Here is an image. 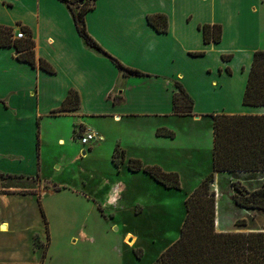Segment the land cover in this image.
Returning a JSON list of instances; mask_svg holds the SVG:
<instances>
[{
	"label": "crops",
	"instance_id": "0c3cea01",
	"mask_svg": "<svg viewBox=\"0 0 264 264\" xmlns=\"http://www.w3.org/2000/svg\"><path fill=\"white\" fill-rule=\"evenodd\" d=\"M93 4L85 14L88 33L142 74L124 75L110 57L87 45L66 2L0 0V25L13 28L15 38L16 30L29 28L37 59L55 69L33 66L18 58L16 46L0 45V262L36 263L31 259L35 253L42 260L44 250L36 238L43 245L48 233L41 237L34 225L36 218H43L38 199L43 205L50 183L43 172L44 144L47 138L65 141L63 126L65 130L70 126L75 135L80 129L95 132L98 138L89 145L90 151L97 142L108 140L109 133L122 129L110 151L111 159L116 148L124 152L119 166L112 162L118 172L155 180L144 170L129 169V159L138 158L145 165L177 172L182 188L185 173L197 175L191 194L213 170V115L264 113V105L244 104L254 54L264 50L262 0H95ZM154 14L167 16L166 31L150 23ZM203 24H221V41L206 42L199 27ZM177 82L193 100L191 114L174 111ZM71 90L79 94V107L57 111ZM167 131L173 136L158 133ZM78 142L79 156L88 155L90 151ZM127 142L139 152H131ZM249 173L264 172L215 173L211 187L216 191L217 218L224 196L218 190L221 177H229L235 192V174ZM126 188L119 181L110 192L119 190L121 197ZM219 225L218 220V231H229ZM128 234L137 241L128 232L124 242ZM81 236L93 240L86 232Z\"/></svg>",
	"mask_w": 264,
	"mask_h": 264
},
{
	"label": "rangeland",
	"instance_id": "374dc122",
	"mask_svg": "<svg viewBox=\"0 0 264 264\" xmlns=\"http://www.w3.org/2000/svg\"><path fill=\"white\" fill-rule=\"evenodd\" d=\"M84 1L87 5L94 2ZM110 125L114 123L111 121ZM203 128L208 130V126ZM69 129L70 126L67 130L64 126L61 128L65 141H58V137L47 138L44 144L43 172L50 183L47 195L42 196L49 229L48 239L43 244L49 239L51 242L44 264H153L180 236L187 214L185 197L198 176L185 173L184 188L176 190L149 177L118 172L120 169L112 163L110 151L122 129L109 133L108 140L97 142L99 145L92 151V146L85 145L90 153L80 156L76 135L83 130H76L75 135ZM127 143L131 152H139L135 145ZM114 154L120 155V149L116 148ZM235 175L233 185L244 186L248 192L264 185V173ZM119 181L127 186L121 197L119 190L110 192ZM220 185L218 190L224 196L220 200L221 207L218 205L220 217L216 218V224L219 220V228L264 230V211L236 204L233 196L238 191L234 192L228 176L221 177ZM44 224L43 218H36L34 228L41 237L46 233ZM82 232L93 240L83 239ZM128 232L138 238L133 245H130L133 240L129 241L132 235L128 234L126 242L123 241ZM39 243L37 240L36 244ZM38 257L35 253L31 259L39 263L41 257Z\"/></svg>",
	"mask_w": 264,
	"mask_h": 264
},
{
	"label": "trees",
	"instance_id": "16d2710c",
	"mask_svg": "<svg viewBox=\"0 0 264 264\" xmlns=\"http://www.w3.org/2000/svg\"><path fill=\"white\" fill-rule=\"evenodd\" d=\"M70 7L79 34L87 45L99 50L122 70L124 75H140L139 70L130 68L106 51L87 31L85 14L94 4L87 5L84 0H62ZM95 1V0H93ZM150 23L159 31H166L168 18L164 14L149 16ZM206 42H220L223 27L221 24H203ZM25 38H15L13 28L0 25V45L16 46L18 58L28 61L33 66L55 72L54 67L45 59L39 60L35 54V42L30 38L31 30L23 26ZM231 58L232 55H225ZM179 91L174 96V111L177 114L192 113L193 100L180 83ZM117 98V97H116ZM116 100V99H115ZM78 92L71 90L61 108L68 111L79 107ZM246 105H264V50H257L249 72V79L244 95ZM213 170L205 177L200 186L185 200L187 214L181 227L180 236L172 243L153 264H264V230L218 231L216 227V194L211 184L217 171H261L264 172V113L261 114H215ZM160 135L173 136V132H158ZM125 155L113 156L119 166ZM128 167L132 171L144 170L166 188L181 189L180 175L167 172L156 164L145 165L141 159H129ZM238 191L233 199L236 204L247 209L264 211V185L248 192L244 186L234 183ZM41 214L49 236L48 220L39 196ZM37 241V238H36ZM50 239L43 247V257L39 263L0 262V264H44Z\"/></svg>",
	"mask_w": 264,
	"mask_h": 264
},
{
	"label": "built area",
	"instance_id": "2783aa9c",
	"mask_svg": "<svg viewBox=\"0 0 264 264\" xmlns=\"http://www.w3.org/2000/svg\"><path fill=\"white\" fill-rule=\"evenodd\" d=\"M16 38H25L27 35L23 29L16 30ZM77 140L81 142L83 145H90L92 142L97 141L98 136L95 132L86 130L81 134L76 135Z\"/></svg>",
	"mask_w": 264,
	"mask_h": 264
},
{
	"label": "bare ground",
	"instance_id": "6f19581e",
	"mask_svg": "<svg viewBox=\"0 0 264 264\" xmlns=\"http://www.w3.org/2000/svg\"><path fill=\"white\" fill-rule=\"evenodd\" d=\"M7 225H5V227H4V230H6L7 229ZM127 238V237H126ZM133 240V239H132ZM135 242H136V240H133V243H131V245H133V244H135Z\"/></svg>",
	"mask_w": 264,
	"mask_h": 264
},
{
	"label": "water",
	"instance_id": "95a60500",
	"mask_svg": "<svg viewBox=\"0 0 264 264\" xmlns=\"http://www.w3.org/2000/svg\"><path fill=\"white\" fill-rule=\"evenodd\" d=\"M83 154H86V152L84 151ZM129 241L131 242L132 241V238H130Z\"/></svg>",
	"mask_w": 264,
	"mask_h": 264
}]
</instances>
